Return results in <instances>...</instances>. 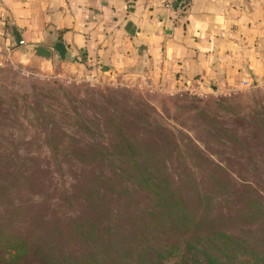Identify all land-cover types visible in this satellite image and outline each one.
I'll return each instance as SVG.
<instances>
[{
    "label": "rangeland",
    "instance_id": "374dc122",
    "mask_svg": "<svg viewBox=\"0 0 264 264\" xmlns=\"http://www.w3.org/2000/svg\"><path fill=\"white\" fill-rule=\"evenodd\" d=\"M53 63L0 57V171L16 172V184L25 182L28 169L39 171L40 190L47 192L34 194L26 185H16L0 196V214L20 218V226L26 216L32 221L92 214L95 192L88 193L91 199L84 195L64 199L79 193L75 185L97 169L94 161L77 159L74 152L110 148L119 136L114 122L131 123L130 129L139 135H160L162 127L169 130L180 144L170 166L176 180L189 181L184 174L194 176L199 185L215 187L217 195L222 190L215 185L244 180L264 194L263 81L245 82L244 88L227 95H207ZM106 169L99 165L97 174ZM214 171H223L221 179L211 178ZM105 173L101 180L109 185L107 198L113 199L114 212L121 213L120 226L127 227L132 211L124 208L127 195L118 191L120 180ZM144 200L139 191L133 196L135 204ZM216 205L223 212L240 206L231 198ZM243 225L234 223L230 230L239 232ZM253 230L251 235H260V227Z\"/></svg>",
    "mask_w": 264,
    "mask_h": 264
},
{
    "label": "trees",
    "instance_id": "16d2710c",
    "mask_svg": "<svg viewBox=\"0 0 264 264\" xmlns=\"http://www.w3.org/2000/svg\"><path fill=\"white\" fill-rule=\"evenodd\" d=\"M115 126L119 136L110 148L74 152L77 159L94 161L97 169L101 164L107 168L81 178L75 185L79 193L64 197L91 199L88 193L95 192L93 213L32 221L26 216L22 226L20 218L0 214V264H264V194L256 184L222 182L215 185L222 190L217 195L215 187L199 185L194 176L176 180L170 166L180 144L169 130L139 135L131 123ZM28 170L25 182L18 184L16 172L0 171V196L22 184L31 193L47 194L40 190L39 171ZM103 172L117 177L118 191L127 195L124 208L132 209L127 227L120 226L121 213L114 212L113 199L107 198ZM222 174L214 171L211 178ZM137 191L145 200L135 204ZM225 198L240 206L223 212L216 204ZM237 222L245 225L233 232L230 228ZM257 226L260 235H251Z\"/></svg>",
    "mask_w": 264,
    "mask_h": 264
},
{
    "label": "crops",
    "instance_id": "0c3cea01",
    "mask_svg": "<svg viewBox=\"0 0 264 264\" xmlns=\"http://www.w3.org/2000/svg\"><path fill=\"white\" fill-rule=\"evenodd\" d=\"M57 43L92 75L227 95L264 82V0H193L176 25L162 0H0L1 58Z\"/></svg>",
    "mask_w": 264,
    "mask_h": 264
},
{
    "label": "water",
    "instance_id": "95a60500",
    "mask_svg": "<svg viewBox=\"0 0 264 264\" xmlns=\"http://www.w3.org/2000/svg\"><path fill=\"white\" fill-rule=\"evenodd\" d=\"M30 60H39L44 65L48 66L54 62V51L59 59L63 62H73L74 55L68 50L64 43H57L53 48H48L43 45H33L28 47Z\"/></svg>",
    "mask_w": 264,
    "mask_h": 264
},
{
    "label": "built area",
    "instance_id": "2783aa9c",
    "mask_svg": "<svg viewBox=\"0 0 264 264\" xmlns=\"http://www.w3.org/2000/svg\"><path fill=\"white\" fill-rule=\"evenodd\" d=\"M192 3L193 0H162L163 7L169 13L175 25L185 17ZM22 43L23 41H21Z\"/></svg>",
    "mask_w": 264,
    "mask_h": 264
}]
</instances>
